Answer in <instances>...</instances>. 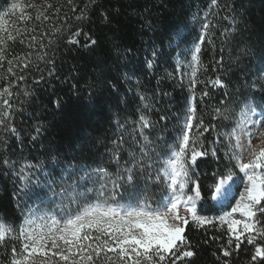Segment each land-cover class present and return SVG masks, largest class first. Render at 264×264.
Here are the masks:
<instances>
[{
	"label": "trees",
	"instance_id": "1",
	"mask_svg": "<svg viewBox=\"0 0 264 264\" xmlns=\"http://www.w3.org/2000/svg\"><path fill=\"white\" fill-rule=\"evenodd\" d=\"M201 35L199 62L193 64L192 49ZM0 38V92L11 93L0 97V112L6 107L2 99H8L16 129H0V221L18 229L35 210L52 211L59 198L26 196L17 173L23 167L30 175L29 191H40L46 180H55L58 190L65 162L123 175L120 170L133 158L142 159L150 167L137 172L139 195L155 206L164 184L147 177L156 176L194 105L191 135L200 136L197 148L209 152L193 174L203 197L197 213L213 223L189 221L184 235L195 256L177 264H264V258L252 260L264 236L254 234L252 245L244 239L236 249L234 237L228 243L227 225L215 219L234 199L227 207L210 200L219 175L226 169L239 174L235 160H229L234 138L226 134L235 128L242 106L252 101L264 107V0H0ZM217 78L223 86L212 83ZM141 115L151 122L142 134ZM144 136L148 148L142 156ZM117 140L123 141L118 162L112 159ZM119 191L125 202L134 189L125 185ZM258 219L264 225V215L258 213ZM13 246L19 251L20 241L11 236L0 244V264H10Z\"/></svg>",
	"mask_w": 264,
	"mask_h": 264
},
{
	"label": "snow or ice",
	"instance_id": "2",
	"mask_svg": "<svg viewBox=\"0 0 264 264\" xmlns=\"http://www.w3.org/2000/svg\"><path fill=\"white\" fill-rule=\"evenodd\" d=\"M212 3L215 4L216 0H212ZM11 7L15 9L20 5L12 4ZM204 28L207 29L208 25L205 24ZM76 35H79V32ZM177 38H182V35L178 34ZM9 39L12 37L9 36ZM203 40L204 36L201 35L199 42L192 49L193 64L199 62L198 53L201 51ZM3 42L0 38V44ZM90 43L95 45L96 41L91 40ZM2 52L3 49H0V60L4 59ZM155 54L153 52V55ZM148 64L149 67L152 66L151 61ZM8 71L11 72L12 69L9 68ZM195 75L194 68L193 78ZM192 83L194 86V79ZM212 83L223 86L219 78ZM5 94L11 95L8 88L0 92V97ZM2 104L6 107L0 112V129L15 133L16 129L9 119L8 108L11 107L9 100L2 99ZM54 104L57 108L60 107L59 100L54 101ZM216 111L218 114L221 112L220 109ZM261 111L264 112V108ZM256 113L257 107L251 102L246 103L241 109V122L246 120L251 124H264V120H252V115ZM194 119L195 106L191 105L183 127L177 134L176 143L169 149L167 158L157 169L154 178L147 177L154 183L164 184L162 195L155 201V206L149 197L139 195L141 189L136 184L139 178L137 172L143 174L146 168L150 167L145 165L142 159L133 158L130 166L120 170L123 175L110 173L102 167L89 168L87 165L65 162L66 171L61 177V186L58 190L55 180H46L43 182L44 188L40 191H29V185L33 182L22 167L17 175L24 184L22 191L26 196L36 195L39 198L43 195L49 202L51 198L58 197L59 203L52 211L43 215L26 216L18 229L0 221V244L9 236L20 241L19 251L15 246L11 249L10 264H169V261L171 264H177L193 258L195 252L191 250V245L184 235L185 226L190 220L197 226L213 223L209 217L197 213V203L202 201L203 197L200 184L193 179V174L197 171L198 159L207 157L209 152L202 151L196 146L200 142V136L191 135ZM150 124L144 115L140 116L138 126L141 134ZM202 124L201 120L195 128L199 130ZM35 131L39 134L40 127L38 126ZM204 131L208 129L205 128ZM241 131L238 123L237 127L226 135L236 140L235 145L229 149V160H235V167L246 177V186L240 192L239 199L231 207V211L215 218L221 224L227 225L230 233L228 243L231 245L234 237L236 249L240 248L244 239L252 245L254 234L264 236V225L258 219V213L264 215V139L254 145L249 138L246 144H241L239 134ZM258 135L264 138V127L260 129ZM143 139L145 144L141 146L142 156L147 154L148 148V138L144 136ZM122 143V140L113 141L112 159L117 162L119 156L116 152ZM210 154L216 157V150L211 149ZM245 154L247 162L243 159ZM52 160L59 163L57 157H52ZM3 163L12 166V162L7 159ZM77 172H82L83 175L70 183L63 182L64 177L76 175ZM235 177L236 174L231 169H226L224 174L219 175L210 186V200L222 206L225 202H230L233 186L236 185ZM88 182L93 186L86 187ZM35 183L41 184L39 180ZM125 185L134 191L130 193L127 202L121 203L125 198L119 190ZM190 185L191 194L185 191ZM236 213H239L242 219H236L234 217ZM13 233L16 235L13 236ZM223 254L229 256L230 252L224 250ZM258 258H264V246L260 244L256 245L252 260L256 261Z\"/></svg>",
	"mask_w": 264,
	"mask_h": 264
},
{
	"label": "rangeland",
	"instance_id": "3",
	"mask_svg": "<svg viewBox=\"0 0 264 264\" xmlns=\"http://www.w3.org/2000/svg\"><path fill=\"white\" fill-rule=\"evenodd\" d=\"M249 102H251L252 104H254L257 107V113L252 115V120L253 121L264 120V112L261 111V109L264 107L261 104L254 103L252 101H249ZM243 106H242V108H243ZM241 121H242V117H241V111H240L238 118H237V123H236L235 128L237 127V125L239 123L240 129H242V131L239 132V134L241 135V141H240L241 144H246L247 140L249 138L252 140V143L254 145L260 143L261 140L264 139V138L259 137V135H258L260 129L262 127H264V124H251V123H248L246 120H244L243 122H241ZM248 133H250L251 135L250 136L247 135ZM234 142L236 143L235 139H234ZM236 151L239 152L240 150L236 149ZM166 158H167V156H166ZM243 159L245 162H247V155L246 154L244 155ZM237 170H238L239 174L238 175L236 174V185L234 186L233 196L231 197L234 199V204H235L236 200L239 199L240 192H242L244 190V187L246 186V177H244V174L242 172H240L238 168H237ZM236 187H238L240 192L235 191ZM185 191L188 192V188H186ZM189 194H191V192H189ZM125 202H127V201H125ZM125 202H121V203H125ZM198 203H197V205H198ZM229 203L230 202H225V204L223 206L227 207L229 205ZM220 206H222V205L220 204ZM232 206L230 205L225 212L231 211ZM43 214H45L43 210H35L29 216H32V215L39 216V215H43ZM234 217L236 219H242V217L239 213L234 214Z\"/></svg>",
	"mask_w": 264,
	"mask_h": 264
},
{
	"label": "water",
	"instance_id": "4",
	"mask_svg": "<svg viewBox=\"0 0 264 264\" xmlns=\"http://www.w3.org/2000/svg\"><path fill=\"white\" fill-rule=\"evenodd\" d=\"M233 192H234V190H233ZM211 202H213V203L217 204L215 201H211ZM217 205H219V204H217Z\"/></svg>",
	"mask_w": 264,
	"mask_h": 264
},
{
	"label": "bare ground",
	"instance_id": "5",
	"mask_svg": "<svg viewBox=\"0 0 264 264\" xmlns=\"http://www.w3.org/2000/svg\"><path fill=\"white\" fill-rule=\"evenodd\" d=\"M236 178V177H235ZM235 186V185H234ZM234 186H233V190H234ZM216 202V201H215ZM217 203V202H216ZM217 204H219V203H217ZM220 205V204H219Z\"/></svg>",
	"mask_w": 264,
	"mask_h": 264
}]
</instances>
